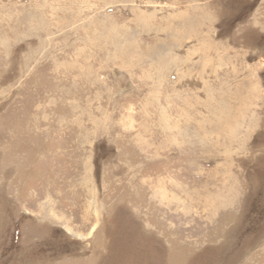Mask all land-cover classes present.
Listing matches in <instances>:
<instances>
[{
  "label": "rangeland",
  "instance_id": "374dc122",
  "mask_svg": "<svg viewBox=\"0 0 264 264\" xmlns=\"http://www.w3.org/2000/svg\"><path fill=\"white\" fill-rule=\"evenodd\" d=\"M0 264H264V0H0Z\"/></svg>",
  "mask_w": 264,
  "mask_h": 264
}]
</instances>
